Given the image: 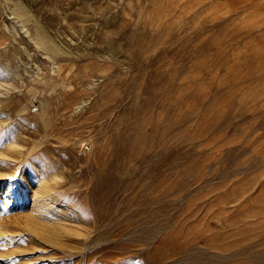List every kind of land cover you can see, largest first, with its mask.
Returning a JSON list of instances; mask_svg holds the SVG:
<instances>
[{
  "label": "rangeland",
  "instance_id": "obj_1",
  "mask_svg": "<svg viewBox=\"0 0 264 264\" xmlns=\"http://www.w3.org/2000/svg\"><path fill=\"white\" fill-rule=\"evenodd\" d=\"M21 1L62 53L0 0V264H264V0Z\"/></svg>",
  "mask_w": 264,
  "mask_h": 264
},
{
  "label": "bare ground",
  "instance_id": "obj_2",
  "mask_svg": "<svg viewBox=\"0 0 264 264\" xmlns=\"http://www.w3.org/2000/svg\"><path fill=\"white\" fill-rule=\"evenodd\" d=\"M14 1H15L16 13L19 14L22 21L25 23L29 21H33L32 27H34V30L32 29L31 31H29L28 30L29 28H26L27 30L26 35H28V37L26 38L27 41L32 42V44L41 48L43 53L48 54L50 58L57 61L58 55L62 53L60 46L54 41L52 35L49 33V31H47L46 27L42 25V23L38 21L36 18H33L29 9L24 7L21 0H14ZM1 87L6 90L9 89L8 84H4V85L2 84ZM11 131H12L11 129H4L0 127V135L3 133H6L8 135V138L6 139L5 144L3 145V147L7 152L4 150H0V154H5L10 157H17L19 160H21L22 159L21 155L24 154L23 144L20 143L22 139L19 137H15L13 135L11 136L10 135ZM10 184L11 182L9 181L7 188L10 187ZM29 188H33V190ZM44 191L45 188L44 185L41 183V181L38 180L34 181L31 173L29 174V172H27L24 175V179L20 183L19 197L24 202H26L32 196L31 199L33 200V204H32V209H31L32 212L30 218L38 223L44 220L42 219L40 214L46 213L49 215L50 214L49 212H51L54 209L53 206H51L53 204L52 201H48L46 203L42 201L41 194ZM58 228H62V225H58ZM42 238L46 239L44 236H42Z\"/></svg>",
  "mask_w": 264,
  "mask_h": 264
}]
</instances>
